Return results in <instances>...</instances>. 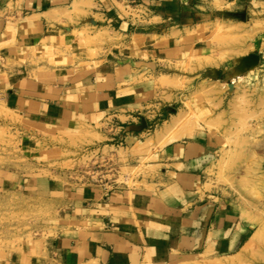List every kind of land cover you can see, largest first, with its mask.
Instances as JSON below:
<instances>
[{
  "label": "crops",
  "instance_id": "crops-1",
  "mask_svg": "<svg viewBox=\"0 0 264 264\" xmlns=\"http://www.w3.org/2000/svg\"><path fill=\"white\" fill-rule=\"evenodd\" d=\"M91 2L76 29L85 22L105 26L117 39L105 47H113V54L81 56L77 62L85 66L76 70L65 63L44 71L24 59L9 63L7 22L0 19V91L31 127L49 130L93 125L108 116L133 117L146 104L144 84L129 80L135 69L203 54L210 46L205 26L217 16L264 10V0ZM66 6L23 0L13 23L14 47L60 50L73 44L62 13ZM210 147L201 138L166 144L157 154L161 176L150 188L50 182L47 190L64 206L63 227L42 247L12 254L8 264H203L220 255L238 257L252 233L217 192L209 172Z\"/></svg>",
  "mask_w": 264,
  "mask_h": 264
},
{
  "label": "rangeland",
  "instance_id": "rangeland-1",
  "mask_svg": "<svg viewBox=\"0 0 264 264\" xmlns=\"http://www.w3.org/2000/svg\"><path fill=\"white\" fill-rule=\"evenodd\" d=\"M57 1L68 5L62 13L73 39L60 50L15 48L13 23L23 0H0L9 63L24 59L39 71L65 63L76 70L85 66L77 62L81 56L113 54V47H105L117 38L108 28L85 22L76 29L91 0ZM205 29L210 46L203 54L135 69L129 80L144 84L146 104L133 117L41 130L26 124L0 91V264L60 232L64 206L47 190L50 182L150 188L161 176L157 154L184 138L210 142L209 172L217 192L252 233L238 257L220 255L203 264H264V10L217 16ZM235 74L242 76L237 84Z\"/></svg>",
  "mask_w": 264,
  "mask_h": 264
},
{
  "label": "bare ground",
  "instance_id": "bare-ground-1",
  "mask_svg": "<svg viewBox=\"0 0 264 264\" xmlns=\"http://www.w3.org/2000/svg\"><path fill=\"white\" fill-rule=\"evenodd\" d=\"M241 78H242V76H241L240 74H235L232 82H233L234 84H237V83L239 82L238 80H241ZM173 118H174V119H173ZM175 118H176V117L174 116V117H172L171 120H174V121H175ZM177 119H178V118H176V121H177ZM172 124L175 125L176 123H174V122L171 123V126H174V125H172ZM176 125H177V124H176ZM176 125H175V126H176ZM169 126H170V125H169ZM169 126H168V129L171 128V126H170V127H169ZM175 126H174V127H175ZM174 127H172V128H174ZM165 128H166V127H165ZM163 129H164V128H163ZM169 130H170V129H169ZM169 130L164 129V131H166V132L169 131ZM159 131H160V130H159ZM164 131H162V134H163ZM164 133H165V132H164ZM176 133H177V132H176ZM162 134H161V135H162ZM169 135H170V134H169ZM157 136H158V135H157ZM163 136H164V135H163ZM163 136H162V137H163ZM179 136H180V135H179ZM177 137H178V136H177ZM163 138H164V137H163ZM169 141H170V140H169ZM163 144H164V143H163Z\"/></svg>",
  "mask_w": 264,
  "mask_h": 264
}]
</instances>
